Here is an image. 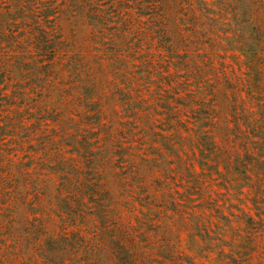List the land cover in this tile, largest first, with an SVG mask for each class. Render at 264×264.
Segmentation results:
<instances>
[{"label":"rangeland","instance_id":"rangeland-1","mask_svg":"<svg viewBox=\"0 0 264 264\" xmlns=\"http://www.w3.org/2000/svg\"><path fill=\"white\" fill-rule=\"evenodd\" d=\"M19 7L31 19L17 17L8 21L2 30L6 31L8 38L10 35L14 38L3 41L0 46V61L5 60L7 64L6 68L0 65V119L3 120L0 124H9L5 130L0 129V264H42L29 244L34 230L27 228L35 223L38 229L39 224L44 223L55 233L61 230L52 201L55 185L59 182L58 174L52 172V166L47 167L56 163L54 154H59L47 139L59 132L60 122L56 119L59 111L54 104L59 103L65 110L66 119L63 121L72 117L78 122L86 111L83 101L77 99L79 90H72L79 84L78 79L68 74L67 70L50 77L47 83L51 84L50 87L39 81L32 83L37 77L31 76L32 69H28V63H31L30 58L38 57L31 38L32 29L40 27V30L44 28L61 36L62 49L55 56L57 68L63 69L71 64L80 69L84 77L87 73L91 84H95L94 87L90 85V93L104 105L102 122L110 128L116 129L126 120L122 118L125 113L121 105L126 94L141 92L149 100L157 89L153 83L148 86L138 80V74L132 79L131 74L142 71V66L150 62L152 80H157L159 65L171 55L163 50L162 41L158 38L163 28L170 29L177 40L179 55L192 64L210 65L206 68L205 81L216 83L217 88L230 95L238 91L251 112L257 111L258 97L264 100V94L260 96V89L255 88L257 71L262 69L264 87V8L260 5L254 7L247 23H244L247 17H243V5L238 0H0V15L15 12V8ZM236 8H239L237 14ZM256 17L258 22L255 23ZM258 29H262V36H259L261 44L257 56L239 50L237 42L242 31L252 33ZM36 34H39V29ZM22 48L30 52L24 55ZM22 53L25 56L22 58L23 65L16 58ZM24 65L28 67L25 69ZM171 71H174L173 67ZM193 82L191 78L190 84ZM44 93L52 94V104L49 105L48 101V107L44 106ZM11 95H16L15 99H11L13 103L10 102ZM32 98L37 100L32 101ZM20 110L24 111L25 128L22 131L13 126V121L9 123ZM152 110L153 115L155 112ZM140 112L147 114L143 110ZM154 118L158 132L170 126L166 116L156 115ZM95 126L102 130L101 124ZM140 148L146 154L157 152L149 143L141 144ZM187 151L181 153L184 158ZM66 156L74 159H70V171L76 169L81 172L85 164L83 160L76 154L67 153ZM197 170L199 172L201 168L198 166ZM221 171L224 172L222 166ZM108 172L110 186L119 194L122 183L114 176L113 170ZM205 180L206 184L212 185L213 195L220 206L221 213L214 211L213 214H224L231 221L225 231H219L221 239L226 244L234 239L239 242L238 235L246 234L245 216L253 215L259 219L252 202L258 190L244 186L242 193L240 181L225 183L215 171ZM184 184L177 176L173 186L184 192ZM157 189L158 195H161V188ZM260 193L263 195L264 190ZM198 202L201 201L197 200L196 204ZM137 205L136 213L143 216L141 206ZM147 211L148 208L142 209V212ZM123 212L124 216L128 215L127 221L134 225V214L126 209ZM151 217L156 218L148 235L152 242L147 241L144 245L151 247L149 250L156 260L164 259L160 254L170 256L173 245L178 244L182 255L192 258L197 264H224L218 248L220 240L204 241L202 233L186 225L185 222L191 223L188 215L185 221H181L172 209L161 208L154 209ZM214 220L210 228L212 237L218 235L215 232L218 231V224L224 225L220 217L219 220L214 217ZM130 223L126 222L132 233L131 226H134ZM157 226L162 228L157 230ZM147 228L139 230L136 234L138 239L145 238L143 231ZM256 236L260 248L252 250L253 264H259L258 253L264 252V235L259 232ZM164 238L167 242L159 251L160 240ZM223 248L229 252L231 247L223 245Z\"/></svg>","mask_w":264,"mask_h":264},{"label":"trees","instance_id":"trees-1","mask_svg":"<svg viewBox=\"0 0 264 264\" xmlns=\"http://www.w3.org/2000/svg\"><path fill=\"white\" fill-rule=\"evenodd\" d=\"M238 1L243 5V17H247L244 23L252 17L255 6L264 8V0ZM235 10L237 14L239 8ZM25 13L19 7L15 8V12L0 15V29L17 17L31 19ZM254 21L258 22V18ZM163 26L166 27V24ZM38 29L39 36L36 34ZM261 31L258 29L251 33L243 30L237 42L239 50L257 56ZM30 32L35 43L34 50L38 52V57L30 58L31 63H28V69H32L31 76L37 77L32 83L39 81L50 87L51 84H47L50 77L67 70L68 74L77 77L79 84L72 90H79L77 99L79 102L82 100V106L86 107L78 122L72 117L63 121L66 119L65 110L59 103H53L59 111L56 119L60 122V133L48 136L47 139L59 154H54L56 163L48 164L47 167L52 166V172L58 174L59 182L55 185L52 201L60 219L61 230L55 233L44 223H40L38 229L35 223L27 228L34 230L33 236L37 231L36 236L29 239V244L42 264H186L184 261L197 264L192 258L182 255L178 244L173 245L170 256L160 254L163 260H156L149 250L151 247L144 245L147 241L152 242L148 235L154 228L152 223L156 218L151 217V214L154 209L161 208L172 209L181 221H185L188 215L191 223L185 222L186 225L202 233L200 235L204 241L219 239L221 243L218 248L224 264H253L252 250L260 248L256 235L259 232L264 235V194L260 193L264 190V100L258 97L257 111L251 112L238 91L230 95L217 88L216 83L205 81L206 68L210 65L202 67L192 64L186 57L179 55L177 40L170 29L163 28L160 33L157 32L158 38L162 41L163 50L171 55L159 65L157 80H152L150 62L142 66V71L131 74L132 79L138 74V80L148 86L151 83L157 86L149 99L152 102L141 92L136 95L129 92L121 102L125 113L122 118L126 120L119 125L120 128H110L102 122L104 105L90 93V85L94 87L95 84H91L92 80L87 77V73L84 77L82 71L71 64L63 69L57 68L55 56L62 49L61 36L44 28L40 30V27ZM10 38L14 36L8 38L6 31H0V46ZM22 49L24 55L30 52L29 49ZM24 55L22 53L16 58L22 61ZM22 62V65L25 64ZM0 65L2 68L7 67L5 60L0 61ZM24 66L25 69L28 67ZM191 78L194 79L193 84H190ZM255 80V88L260 89L261 96L264 94L263 69L257 71ZM15 97L11 95L10 102ZM44 98V106L48 107V101L49 105L52 104L51 93H44ZM35 100L37 98H32V101ZM151 109L155 112L154 116ZM141 110L147 114H141ZM23 113L20 110L9 120L21 131L25 128ZM156 115L166 116L169 122L170 126L162 132L156 129ZM2 121L0 119V123ZM94 123L101 124L102 130ZM8 125L0 124V129L5 130ZM143 143H149L157 152L143 153L140 148ZM184 151H187L186 158L181 154ZM67 153L76 154L83 160L85 164L81 172L76 169L70 171V159H74L67 157ZM198 166L201 168L199 172ZM85 167L86 171L83 172ZM107 170H113L114 176L122 183L119 194L110 186ZM212 171L218 173L225 183L240 181L242 193L244 186L258 190L252 202L259 219L253 215L245 216L246 234L238 235L239 242L234 239L226 244L219 235V231H225L231 221L224 214H213L214 211L221 212L212 185L206 184L205 180L211 176ZM177 176L185 182L184 192L173 186ZM157 187L161 188V195H158ZM197 200L201 202L196 204ZM137 204L141 206L143 216L136 213ZM144 208H148V211L142 212ZM124 209L134 214V225L127 221L128 215L124 216ZM214 217L218 220L220 217L224 222V225L217 223L216 237H212L210 231L215 223ZM126 222L134 226H131L132 233ZM146 226L148 228L143 231L145 238L138 239L136 234ZM156 228L159 230L162 227ZM166 242V238L160 240L159 251H162ZM223 245H230V251L226 252ZM258 254V263L264 264V252Z\"/></svg>","mask_w":264,"mask_h":264}]
</instances>
